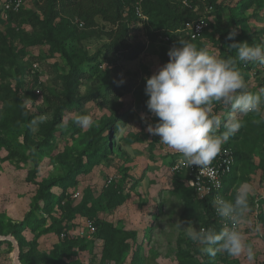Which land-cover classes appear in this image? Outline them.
<instances>
[{
  "label": "rangeland",
  "instance_id": "obj_1",
  "mask_svg": "<svg viewBox=\"0 0 264 264\" xmlns=\"http://www.w3.org/2000/svg\"><path fill=\"white\" fill-rule=\"evenodd\" d=\"M217 1L223 8L220 21L215 23L216 38L234 29L239 34L238 42L264 41V0H251L248 8L244 4L249 0ZM46 3L27 0L25 10L42 15ZM233 13L238 22L231 20ZM127 15L128 11L124 13ZM97 22L96 34L77 42V46L89 54L100 53L98 59L85 61L79 70L71 72V64L61 53L50 43L37 41L41 33L36 27L0 19V88L8 90H0L3 95L8 93V98L0 97V119L2 108L6 105L17 109L19 99L37 119L30 142L36 149L34 154L23 140L24 125L13 136L0 126V136L10 140L9 149L0 148V235L12 234L15 224L33 211L31 226L21 233L29 249L25 264H118L115 260L102 262L104 243L100 238L87 249L73 248L69 256L54 258L53 250L62 241L79 237L77 231L86 219L95 222L99 218L137 231L133 245L137 253L131 252L122 264H197L203 256L210 264H264V107L260 113L240 114L242 130L228 141L236 149L238 162L227 192L234 200L241 184L247 183L253 189L250 212L240 230L256 258L250 262L244 255L209 256L176 224L184 221L182 227H187L191 221L202 228L201 208L188 184L181 155L162 144L159 136L150 135L140 119L141 114L153 124L158 119L146 107L145 77L169 60L172 46L150 39L148 20L134 19L129 22L130 36L122 45L123 49L128 47L129 56L109 52L105 45L116 36L118 26L101 19ZM200 41L205 43L202 47L220 58L218 44L208 36ZM198 42L194 44L200 47ZM137 46L140 49L135 53ZM237 62L248 90H264V65ZM34 64L39 65V72H33ZM67 86L74 92H67ZM67 96L73 98L72 105ZM57 108L53 134L44 143L41 127L54 119ZM225 113L228 115V108L223 106L220 115ZM80 114L90 115L93 126L77 125L74 121ZM33 171L37 181L59 180L49 190L51 201L46 206L38 203L39 210L34 209L39 186L29 179ZM83 204L84 211L78 212ZM257 225L261 226L260 232L256 231ZM59 227L62 229L57 233ZM188 251L192 256L187 255ZM14 256L12 242L0 240V264H15Z\"/></svg>",
  "mask_w": 264,
  "mask_h": 264
},
{
  "label": "clouds",
  "instance_id": "obj_2",
  "mask_svg": "<svg viewBox=\"0 0 264 264\" xmlns=\"http://www.w3.org/2000/svg\"><path fill=\"white\" fill-rule=\"evenodd\" d=\"M146 17L138 16L143 21L148 20ZM235 36V30L228 33V39L233 40L229 49H235L236 56L226 59L218 58L207 47H198L180 38L169 49V60L150 77H145L146 107L158 118L153 124L147 115L141 114L146 131L159 136L162 144L179 153L188 167L196 166L199 172L210 170L222 146L241 129L238 116L260 113L264 107V90L249 91L237 67V60L264 65V41L237 42ZM217 104L231 109L227 119L215 113ZM74 122L81 128L93 126L92 117L87 114L78 115ZM221 127L224 131L219 132ZM252 192V187L243 183L236 189L234 200L214 198L216 215L230 222L219 231L197 228L191 221L187 227H182L184 221H178L177 227L184 229L187 237L202 246V252L209 256L226 253L231 257L244 255L248 261H254L256 253L239 227L247 221ZM256 231H261L260 225Z\"/></svg>",
  "mask_w": 264,
  "mask_h": 264
},
{
  "label": "trees",
  "instance_id": "obj_3",
  "mask_svg": "<svg viewBox=\"0 0 264 264\" xmlns=\"http://www.w3.org/2000/svg\"><path fill=\"white\" fill-rule=\"evenodd\" d=\"M138 1L139 0H47L46 5L42 7V15H39L32 10H25V7H22L19 11H11L7 18H4L1 15L0 10V19L3 20L4 23L8 24L12 23L19 25L26 22L33 27H36V29L40 30L41 33L38 35L39 37H37V41L50 43L53 50L61 53L67 62L71 64V72H75V70H79L80 66L84 64L85 61H96L100 55V53L89 54L87 51L80 48V46H77V42L79 43L80 41L89 38L91 35L96 34L94 27L98 23V19H101L106 23L112 22L113 24H116V27L118 26L117 32L115 33L116 36L111 42H109V44L105 45L107 50L113 53L120 52V54L125 57L129 56V53H126L128 47L123 49L124 47H122V45L124 44L125 39L130 36L129 22L134 19H139L135 9ZM190 1L193 4L192 8L186 7L183 4V0H140L143 12L148 16L149 24L147 25H149L150 28V39L153 41H164L159 39L160 34H172L173 38L178 39L179 36H181L182 39L189 40V37L185 33H177L172 31L183 27L187 20H194L198 19L199 17H203V5H201L200 10L197 12L193 8L197 6L198 0ZM207 1L209 5L213 6L214 10L212 13L205 16V20L207 21L208 25L204 29L203 36H208L210 40H213V42L219 45L221 51L220 58L226 59L228 57H235L236 50L229 49V45L233 43V40L228 39V33L234 29L229 30L227 33L222 34L218 38L215 36V23L219 22L221 19V10L223 6L219 5L217 0ZM250 4L251 0L247 1L244 4V8H248ZM127 11L128 15L124 16V13ZM211 17H213L214 20L210 19ZM71 18H75L76 22L73 23ZM231 20L233 22L239 21V19L235 18L234 13L231 15ZM238 36L239 34L236 33V36L234 37V40L237 42L239 41L237 39ZM201 38L193 41V43L199 41V46L202 47V45L205 43L200 41ZM164 44L170 46V43L168 44V42ZM139 49L140 46H137L134 50L135 53H138ZM237 67L240 71L241 66L238 62ZM36 72H39V70ZM0 90L3 92L8 91L6 87L0 88ZM1 91L0 97L3 99L8 98V93L3 95V92ZM9 91H11V89H9ZM66 91L71 93L74 92L70 86L66 87ZM19 101L20 105L17 109L9 106L6 107V105L2 108L0 126L4 128L7 133L13 136L15 132H17L18 129L24 125L25 130L23 134V140L25 141L27 148L30 149V152L34 154L36 149L30 144V142H33V140H31V134L33 132L34 122H36L37 119L33 114H30V111L27 108L23 106V99H19ZM68 101L70 105L73 104V98L71 96H67V102ZM222 108V105L216 106L214 108L215 113L220 115ZM58 109L59 108L55 110L56 115L54 119L44 123L41 127L44 143L49 142L53 134L54 125L59 114ZM230 111L231 109L228 108V113ZM220 116L222 119H227L228 115L225 113ZM241 130L242 127L235 135L230 138H237ZM222 131H224L223 127L220 129V132ZM224 145L234 148L236 154V165L238 162V157L235 147L230 142H227ZM3 146L9 149L10 140L4 136H0V148ZM30 160L33 162L35 161L34 155L30 156ZM180 170L182 171L183 169ZM184 173L188 178V169L186 167ZM233 173L226 180V188L223 190L225 195H228L227 183L232 177ZM29 179L33 182L35 181V183H37L39 186V191L36 195L37 203H35V208L33 206L34 209L39 210L41 207L38 205V203L40 204V202H44L46 206L48 202L51 201L49 190L54 185H57L59 180L37 181L34 178V171L32 172V175H30ZM191 189L193 190L194 196L197 200V205H199L201 208L202 228H213L216 231H219L221 226L212 213V199L210 197L198 199L195 195L194 189L192 187ZM84 209L85 205L83 204L77 209V211L83 212ZM31 212L33 211H30V213ZM30 213L23 222L15 224V229L12 230V234L17 238L20 247V260L24 264L27 262L29 249L27 250L28 243L24 237H21V233L25 227H30L32 224L29 220V217H31ZM72 216L73 215H71L70 218ZM35 220L40 219L37 218ZM57 222L60 223L61 221ZM95 224L97 230L91 239L84 237L65 239L53 250L55 253L54 258L69 256L73 248L80 250L87 249L92 246L94 240L98 238L102 239L104 243L102 248V262L106 260H115L118 264H122L130 256L131 252L137 253V249L133 247L138 239V233L136 230L128 231L124 229L123 224L114 225L111 222H106L99 218L96 219ZM61 229L62 227H59L55 230L57 233H60ZM5 241L10 243L9 240ZM190 249L192 250L193 246H191ZM187 255L192 256L190 251L187 252ZM197 264H210V262L208 257L203 256L201 261Z\"/></svg>",
  "mask_w": 264,
  "mask_h": 264
},
{
  "label": "built area",
  "instance_id": "obj_4",
  "mask_svg": "<svg viewBox=\"0 0 264 264\" xmlns=\"http://www.w3.org/2000/svg\"><path fill=\"white\" fill-rule=\"evenodd\" d=\"M27 0H1V15L4 18L8 17V14L11 11H19L22 7H25V3ZM183 4L186 7H193V4L190 0H183ZM201 5H203V17H199L198 19L194 20H187L184 23V26L181 28H178L176 30H173L172 32L177 33H185L189 40H195L199 39L203 36V32L205 27L208 25L207 21L205 20V16L207 14H210L213 12V6L208 4L207 0H198L197 6H195L193 9L195 11H199ZM136 13L139 17H142V19H147L146 15L143 12L142 5L140 0L138 1L136 7ZM181 38L179 36L178 39L173 38L172 34H160L159 39H162L164 43L168 42L171 46L177 43V41ZM166 41V42H165ZM40 70L38 64H34L33 71ZM236 163V154L235 150L231 146L223 145L221 154L216 157V159L213 160L210 170H205L203 172H199V169L196 166L188 167L186 163L183 161V164H185V167L188 169V175L187 178L188 184L190 187H192L195 191V195L198 199H204L205 197H210L212 199V202L215 197L221 196L227 200H233L231 196L225 195L223 193V190L225 189V180L228 176H230L233 173L234 167ZM112 181V177L109 179V182ZM212 213L214 217L218 220L220 223L221 228L225 224H229L230 222L225 221L221 218H219L215 210L213 208L212 204ZM241 229V225L239 226ZM97 230L96 224L93 220L86 219L83 224L79 227L77 234L79 237H84L87 239H91L95 232ZM87 264H97L94 261H91ZM111 264V263H106Z\"/></svg>",
  "mask_w": 264,
  "mask_h": 264
},
{
  "label": "water",
  "instance_id": "obj_5",
  "mask_svg": "<svg viewBox=\"0 0 264 264\" xmlns=\"http://www.w3.org/2000/svg\"><path fill=\"white\" fill-rule=\"evenodd\" d=\"M0 240H9L12 242V244L15 247L14 262L15 264H23L20 260V249L16 238L12 234H8V235H0Z\"/></svg>",
  "mask_w": 264,
  "mask_h": 264
},
{
  "label": "crops",
  "instance_id": "obj_6",
  "mask_svg": "<svg viewBox=\"0 0 264 264\" xmlns=\"http://www.w3.org/2000/svg\"><path fill=\"white\" fill-rule=\"evenodd\" d=\"M234 169H235V167H234ZM233 172H234V170H233ZM231 176V175H230ZM230 176H228L227 178H226V180L230 177ZM226 180H225V183H226ZM226 188V187H225ZM228 195L229 196H231V194L228 192ZM231 198L233 199V197L231 196Z\"/></svg>",
  "mask_w": 264,
  "mask_h": 264
}]
</instances>
